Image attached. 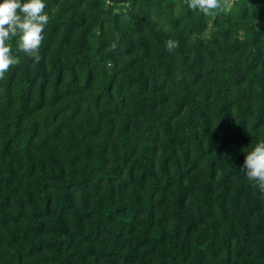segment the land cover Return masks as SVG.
I'll return each mask as SVG.
<instances>
[{
  "label": "trees",
  "instance_id": "obj_1",
  "mask_svg": "<svg viewBox=\"0 0 264 264\" xmlns=\"http://www.w3.org/2000/svg\"><path fill=\"white\" fill-rule=\"evenodd\" d=\"M43 2L0 80V264H264V0Z\"/></svg>",
  "mask_w": 264,
  "mask_h": 264
},
{
  "label": "clouds",
  "instance_id": "obj_2",
  "mask_svg": "<svg viewBox=\"0 0 264 264\" xmlns=\"http://www.w3.org/2000/svg\"><path fill=\"white\" fill-rule=\"evenodd\" d=\"M188 8L193 12L199 10L205 16L211 15L212 10L224 11L229 0H185ZM43 0H3L0 3V80L10 67L18 65L20 60L12 55L10 43L13 37H19L18 51L38 63L41 59L39 49L44 39L45 26L49 22V14L46 13ZM19 10V12L17 11ZM6 41L9 43L6 45ZM178 47L177 42L169 39L166 48L171 53ZM116 44L110 46L115 50ZM249 181H253L254 187H259L264 193V139H261L255 147L248 152L243 166L240 169Z\"/></svg>",
  "mask_w": 264,
  "mask_h": 264
}]
</instances>
